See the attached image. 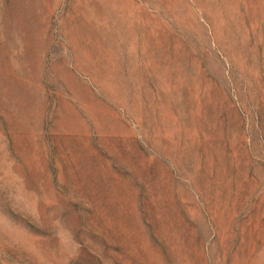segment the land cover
<instances>
[{
  "label": "rangeland",
  "instance_id": "1",
  "mask_svg": "<svg viewBox=\"0 0 264 264\" xmlns=\"http://www.w3.org/2000/svg\"><path fill=\"white\" fill-rule=\"evenodd\" d=\"M0 264H264V0H0Z\"/></svg>",
  "mask_w": 264,
  "mask_h": 264
}]
</instances>
